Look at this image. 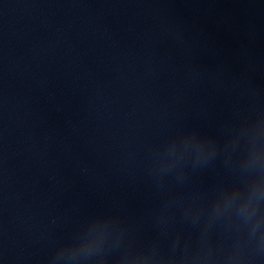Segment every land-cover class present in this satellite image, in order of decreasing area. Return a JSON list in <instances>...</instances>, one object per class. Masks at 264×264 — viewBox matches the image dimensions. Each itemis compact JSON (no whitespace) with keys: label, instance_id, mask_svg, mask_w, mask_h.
Here are the masks:
<instances>
[{"label":"water","instance_id":"95a60500","mask_svg":"<svg viewBox=\"0 0 264 264\" xmlns=\"http://www.w3.org/2000/svg\"><path fill=\"white\" fill-rule=\"evenodd\" d=\"M0 264H264V0H0Z\"/></svg>","mask_w":264,"mask_h":264}]
</instances>
